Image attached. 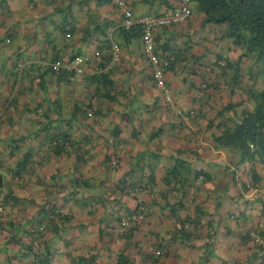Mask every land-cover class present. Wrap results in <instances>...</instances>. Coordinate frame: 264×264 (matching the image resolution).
<instances>
[{
    "label": "crops",
    "instance_id": "obj_1",
    "mask_svg": "<svg viewBox=\"0 0 264 264\" xmlns=\"http://www.w3.org/2000/svg\"><path fill=\"white\" fill-rule=\"evenodd\" d=\"M119 1L0 0V264H264V166L214 141L251 106L254 60L192 2L156 30L167 103ZM123 1L143 17L181 0Z\"/></svg>",
    "mask_w": 264,
    "mask_h": 264
},
{
    "label": "trees",
    "instance_id": "obj_2",
    "mask_svg": "<svg viewBox=\"0 0 264 264\" xmlns=\"http://www.w3.org/2000/svg\"><path fill=\"white\" fill-rule=\"evenodd\" d=\"M192 2L206 15L207 23L224 27V36L242 48L243 56H250L254 60L256 69L252 76L253 83L247 87L251 106L242 112H235L232 122L220 128L214 137L216 146L225 149L232 162L237 165L253 161L264 166V0H191ZM220 61L225 62L227 67H235L231 61L227 60V64L225 60ZM59 139L60 137L55 140L58 148L64 146ZM174 173L172 170L168 172L170 176L177 177ZM187 173H191L189 168L185 171V181L188 180ZM196 175L199 179L202 176L199 173ZM202 179H205L204 175ZM253 179L259 180L255 173ZM4 186L5 178L0 171V195ZM141 211L145 213L144 219L135 222L130 228L139 226L147 217L148 210L143 205L136 212L125 215L134 217Z\"/></svg>",
    "mask_w": 264,
    "mask_h": 264
},
{
    "label": "built area",
    "instance_id": "obj_3",
    "mask_svg": "<svg viewBox=\"0 0 264 264\" xmlns=\"http://www.w3.org/2000/svg\"><path fill=\"white\" fill-rule=\"evenodd\" d=\"M191 0H181L177 5L168 6L162 14H151L143 17H136L135 13L129 8L125 1L120 0L118 2L123 14V27L126 29H132L135 25L142 27V45L143 51L147 59L154 67V80L156 86L162 91L164 99L167 103H172L173 97L171 90L166 82L165 70L163 68V59L158 53L156 44V30L161 27H168L174 24L182 23L189 20L192 16L193 10L190 5ZM115 49L119 50L115 45ZM100 52H96L95 56H99ZM221 65H225V62H220ZM63 67L62 62H56L55 68L57 71ZM89 115H92L89 113ZM6 209H10L9 205H0V214ZM141 210H144L142 208ZM56 212H50L49 215L39 224L38 229L43 231L47 228L48 223L55 217ZM145 213L143 211L138 212L134 217L130 215L124 216L120 220L119 232L127 231L135 222L143 220ZM260 226L264 227V215L261 218ZM39 234V233H37ZM250 235L253 241L264 247V235L259 232L258 229L251 230Z\"/></svg>",
    "mask_w": 264,
    "mask_h": 264
}]
</instances>
